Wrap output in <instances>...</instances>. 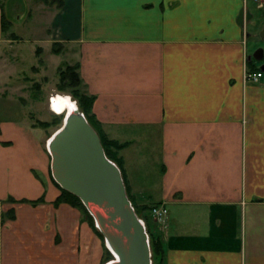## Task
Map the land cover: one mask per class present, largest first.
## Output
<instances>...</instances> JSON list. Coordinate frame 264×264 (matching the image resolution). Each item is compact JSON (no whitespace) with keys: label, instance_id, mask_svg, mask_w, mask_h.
<instances>
[{"label":"crops","instance_id":"0c3cea01","mask_svg":"<svg viewBox=\"0 0 264 264\" xmlns=\"http://www.w3.org/2000/svg\"><path fill=\"white\" fill-rule=\"evenodd\" d=\"M62 2L48 37L77 47L95 120L126 144L120 161L131 187L167 208L162 264H264V73L245 79L250 3ZM1 16L0 7V47ZM20 125L0 122V214H15L0 221V264H82L78 215L49 204L53 186L48 204L5 202L42 192L30 169L44 153Z\"/></svg>","mask_w":264,"mask_h":264},{"label":"rangeland","instance_id":"374dc122","mask_svg":"<svg viewBox=\"0 0 264 264\" xmlns=\"http://www.w3.org/2000/svg\"><path fill=\"white\" fill-rule=\"evenodd\" d=\"M57 1L2 0L5 16L11 22V26L3 33L4 41L0 47V122L22 124L20 126L24 128L25 133L28 132L34 137L39 150L44 153L40 164L30 169L32 178L40 184L42 192L33 198L16 199L14 196H8L5 202L10 206L27 204L32 208L48 204L46 201L48 186H53L58 195L49 204L54 208L65 204L74 209L78 215L81 238L76 251L77 261L82 264H107L112 257L106 253L104 241L94 231L93 224L91 227L87 216L68 203L56 202L61 191L52 181L49 169L50 158L45 149L47 140L62 126L63 121L62 114L56 115L52 112L51 98L57 95L68 96L78 108L77 100L69 94V89L63 92L57 90L60 78L58 71L64 70L65 66L74 67L78 63L77 47L74 44L54 43L48 37L49 25L55 13ZM255 6L258 8L256 9ZM249 8L254 15V24L251 27L255 32L251 40L253 41L250 47L252 53L258 48L264 49L258 37V33L264 26V12H262V2L250 3ZM251 62L259 66L264 64V55L261 62L252 59ZM83 86L82 82L81 92ZM118 144L122 143L118 142ZM1 145L9 147L12 143L2 142ZM120 152L121 149L110 150V153L114 154V159L117 160H122ZM121 171L128 199L144 224L148 238L159 240V255L163 259L160 246L164 252L165 248L159 233L163 224L158 222L151 213L152 208L157 204L152 205L142 199L139 192L131 187L122 168ZM166 211L168 215L167 208ZM14 215V209L11 208L0 214V221L14 219ZM161 261L159 264H162Z\"/></svg>","mask_w":264,"mask_h":264},{"label":"water","instance_id":"95a60500","mask_svg":"<svg viewBox=\"0 0 264 264\" xmlns=\"http://www.w3.org/2000/svg\"><path fill=\"white\" fill-rule=\"evenodd\" d=\"M243 19L241 11L238 21ZM258 37L264 46V26ZM263 55L264 49L258 48L249 60L261 62ZM259 70L264 73V64ZM47 152L53 182L79 199L115 258L107 264H152L149 238L128 199L121 171L107 158L99 134L78 108L65 114Z\"/></svg>","mask_w":264,"mask_h":264},{"label":"trees","instance_id":"16d2710c","mask_svg":"<svg viewBox=\"0 0 264 264\" xmlns=\"http://www.w3.org/2000/svg\"><path fill=\"white\" fill-rule=\"evenodd\" d=\"M57 2L58 3L56 5V9H60L63 2H62V0H58ZM3 6H4L3 2H2V0H0V7L2 9V16H1L2 33H4L6 31V29L10 28V26H11V22L5 16ZM248 65L250 66L249 71L253 72L251 62H249ZM78 70H79V64L77 63V65L74 67L65 66L64 70L58 71L60 78H59V84L57 85V90L60 92H63L66 89H69V94L74 99L77 100L78 110L85 116L88 123L99 134V137H100V140H101V143H102V146H103V149H104V152H105L107 158L111 161L116 162L117 166L119 167V169L121 171L120 160L114 159L115 158L114 154L110 153V150L122 149L123 147L126 146V144L125 143L118 144V142H116L114 140H109L108 138H106L105 134L102 132V129H101L99 123L95 120V117L92 114V105L94 102V97L89 95L85 91V86L82 87L83 90L81 92L82 80L80 78ZM55 185L58 187L57 184H55ZM60 191H61V195L59 196V198H57L56 202L57 203H61V202L68 203L71 206L80 209L87 216V219L89 220L88 222L90 223L91 227L93 224V229L96 232V234H98L102 238V236L99 234L97 229L94 227L95 225H94V221H93L92 217L88 214V212L86 211V209L84 208L82 203L79 201V199L74 197L73 195L69 194L66 191H63L61 189H60ZM155 239L156 240H153L150 238V249L152 251L151 257H152L153 264H159L160 261L163 259L160 258V255H159L160 254L159 249H158V246H159L158 244H160V243H158L159 240L157 238H155ZM102 240H103V238H102ZM160 250H161V256L164 257V249L161 246H160ZM106 253L111 256V254L107 251V249H106Z\"/></svg>","mask_w":264,"mask_h":264},{"label":"built area","instance_id":"2783aa9c","mask_svg":"<svg viewBox=\"0 0 264 264\" xmlns=\"http://www.w3.org/2000/svg\"><path fill=\"white\" fill-rule=\"evenodd\" d=\"M244 2H250L253 4H260L262 0H244ZM263 76V73L261 71L256 72H246L245 79L246 81H253L257 82L261 77ZM152 216L160 223L164 224L167 218V211L166 207L163 205H157L152 208L151 210Z\"/></svg>","mask_w":264,"mask_h":264},{"label":"bare ground","instance_id":"6f19581e","mask_svg":"<svg viewBox=\"0 0 264 264\" xmlns=\"http://www.w3.org/2000/svg\"><path fill=\"white\" fill-rule=\"evenodd\" d=\"M50 108L52 112L56 115H63L72 112L77 106L74 104L73 101L68 98V96H54L50 100ZM49 142V139L46 142V150H47V143ZM108 251V250H107ZM109 252V251H108ZM115 258H112L114 260Z\"/></svg>","mask_w":264,"mask_h":264}]
</instances>
